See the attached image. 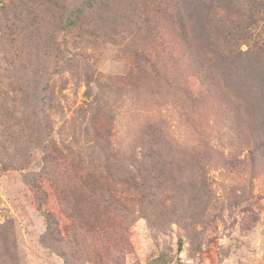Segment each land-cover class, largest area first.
Here are the masks:
<instances>
[{
    "label": "rangeland",
    "instance_id": "rangeland-1",
    "mask_svg": "<svg viewBox=\"0 0 264 264\" xmlns=\"http://www.w3.org/2000/svg\"><path fill=\"white\" fill-rule=\"evenodd\" d=\"M165 263L264 264V0H0V264Z\"/></svg>",
    "mask_w": 264,
    "mask_h": 264
},
{
    "label": "trees",
    "instance_id": "trees-1",
    "mask_svg": "<svg viewBox=\"0 0 264 264\" xmlns=\"http://www.w3.org/2000/svg\"><path fill=\"white\" fill-rule=\"evenodd\" d=\"M47 220H48V223H47L48 224V231H47L48 235L49 234L50 235H56V231L59 232V233H57V238H55L57 240L56 242H58L57 244L73 243L76 241V236H78L77 233H79L78 231H74L72 233V236L68 237V235L65 233V231L63 232L60 228H58V226H59L58 221H56L53 217H51L48 214H47ZM96 258L101 260V257H98V255H96ZM165 264H169V263H165Z\"/></svg>",
    "mask_w": 264,
    "mask_h": 264
}]
</instances>
